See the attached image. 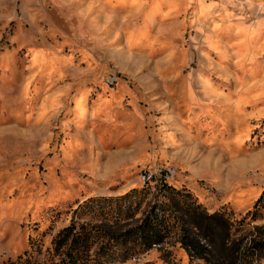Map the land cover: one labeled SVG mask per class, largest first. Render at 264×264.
<instances>
[{
	"label": "rangeland",
	"instance_id": "rangeland-1",
	"mask_svg": "<svg viewBox=\"0 0 264 264\" xmlns=\"http://www.w3.org/2000/svg\"><path fill=\"white\" fill-rule=\"evenodd\" d=\"M161 175L235 215L264 190V0H0V263L134 224ZM116 264L203 263L170 238Z\"/></svg>",
	"mask_w": 264,
	"mask_h": 264
},
{
	"label": "trees",
	"instance_id": "trees-1",
	"mask_svg": "<svg viewBox=\"0 0 264 264\" xmlns=\"http://www.w3.org/2000/svg\"><path fill=\"white\" fill-rule=\"evenodd\" d=\"M154 179H152L153 181ZM152 192L132 188L124 196L152 193V198L134 224L119 229L103 223L72 218L51 240L48 257L37 262L32 250L0 264H116L174 238L189 260L203 264H260L264 260V190L245 212L235 215L222 206L209 211L185 187L169 184L161 175ZM142 196V195H141ZM132 201L118 205L120 215L132 218Z\"/></svg>",
	"mask_w": 264,
	"mask_h": 264
}]
</instances>
